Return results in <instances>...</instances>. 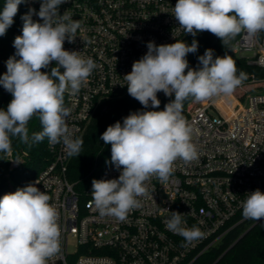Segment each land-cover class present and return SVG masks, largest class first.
<instances>
[{
    "label": "clouds",
    "instance_id": "1",
    "mask_svg": "<svg viewBox=\"0 0 264 264\" xmlns=\"http://www.w3.org/2000/svg\"><path fill=\"white\" fill-rule=\"evenodd\" d=\"M27 2L5 0L0 37L13 25L18 6ZM65 2L41 0L38 12L29 8L21 17L22 34L13 41L16 51L0 76V85L12 96L7 109H0V153H11L13 138L25 144L47 138L50 146L62 143L67 156H80L83 140L74 138L67 125L71 109L65 107L64 95H78L96 64L80 51L64 49L65 41L74 42L82 30L81 22L67 11L60 14L59 6ZM33 15L42 22L34 21ZM172 16L185 34L195 37L209 32L224 47L242 32L249 36L264 32V0H177ZM197 51L195 39L190 45L177 39L161 45L149 41L146 54L123 77L128 94L145 109L159 107V92L174 95V100L161 111L132 112L100 136L111 146V160L106 163L120 171L118 178L92 180V203L101 216L124 221L141 206L139 198L148 196L147 185L153 177L167 182L177 160L189 164L198 159L193 128L182 114L185 100L205 102L231 95L248 78L243 71L237 74L232 56H216L211 48L198 57L199 67L191 68L187 56ZM53 62L55 67L42 71ZM34 116L42 131L30 137L27 125ZM246 194L243 217L256 222L264 219V192L256 189ZM50 201L51 196L35 184L0 197V264H49L61 253L59 213ZM185 225L179 212H171L165 221L166 228L182 236L186 244L204 238L200 228Z\"/></svg>",
    "mask_w": 264,
    "mask_h": 264
},
{
    "label": "built area",
    "instance_id": "2",
    "mask_svg": "<svg viewBox=\"0 0 264 264\" xmlns=\"http://www.w3.org/2000/svg\"><path fill=\"white\" fill-rule=\"evenodd\" d=\"M40 2L24 3L27 12L29 8L38 12ZM176 3L66 0L59 6L61 15L67 11L82 27L74 42L65 41L64 49L80 51L96 64L78 95H64V105L71 109L67 125L74 138L80 137L101 100L127 89L123 77L146 54L147 42L171 44L184 38L172 16ZM32 18L40 21L37 15ZM232 52L264 68V32L256 36L242 32ZM185 111L198 159L189 164L177 160L167 182L153 177L148 196L139 198L141 206L124 221L99 214L92 203V183L81 198L66 175L70 157L64 145L50 146L47 140L51 160L30 184L46 191L59 213L61 253L49 264H193L236 227L256 222L243 217L242 201L246 193L264 192V77L251 75L231 95L203 105L191 103ZM119 174L110 163L95 179ZM171 212L182 213L185 226L200 228L204 238L189 245L169 231L165 221Z\"/></svg>",
    "mask_w": 264,
    "mask_h": 264
},
{
    "label": "trees",
    "instance_id": "3",
    "mask_svg": "<svg viewBox=\"0 0 264 264\" xmlns=\"http://www.w3.org/2000/svg\"><path fill=\"white\" fill-rule=\"evenodd\" d=\"M5 0H0V11H2ZM27 13L25 4L18 6V13L14 17L13 25L7 30L6 35L0 37V76L6 71V61L15 53L13 41L16 36L22 34L23 21L21 17ZM231 43L224 47L221 40L209 32L198 33L195 37L186 34L181 41L189 45L193 39L198 41V51L188 54L187 60L191 68L199 67L198 57L203 55L206 49H213L216 56L230 55L236 62L239 71L247 73V81L251 75L257 78L264 77V68L247 61L246 57L238 56L232 52ZM19 59V57H17ZM54 64L47 69L50 71ZM187 71V70H186ZM244 82V81H243ZM253 89V88H252ZM254 89H258L255 86ZM160 100L158 108L149 106L145 109L137 100L132 98L127 89L116 96L103 99L97 105L90 120L85 125L79 138L83 140L80 156L70 157L67 164L66 175L73 182L74 189L85 199V190L110 163L111 146L105 145L100 136L109 125L117 121L123 123V119L130 113L136 111H161L165 105L174 100L165 96L163 92L157 94ZM12 96L0 85V109H7ZM192 99L184 101L183 116L186 118V105ZM29 136L32 133L41 132L42 125L38 117H33L28 125ZM47 138L41 142L25 144L18 138L12 139V151L10 154L0 153V197L6 193L15 192L31 183L40 170L50 162L51 155L47 149ZM14 161L15 163L11 164ZM193 264H264V219L250 226L244 223L232 230L224 241L204 255L200 256Z\"/></svg>",
    "mask_w": 264,
    "mask_h": 264
},
{
    "label": "rangeland",
    "instance_id": "4",
    "mask_svg": "<svg viewBox=\"0 0 264 264\" xmlns=\"http://www.w3.org/2000/svg\"><path fill=\"white\" fill-rule=\"evenodd\" d=\"M253 91H255V90H253ZM206 102H207V101H205V102H194L193 100H191L190 102H188V104L186 105V107L189 106L191 103H192L193 106H198V105H203V104H205ZM13 163H15V162L12 161L11 164H13Z\"/></svg>",
    "mask_w": 264,
    "mask_h": 264
}]
</instances>
